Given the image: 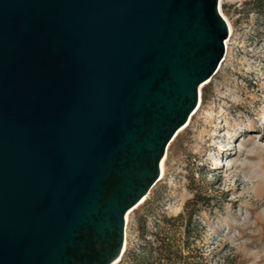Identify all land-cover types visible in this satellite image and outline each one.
Masks as SVG:
<instances>
[{
    "label": "water",
    "instance_id": "95a60500",
    "mask_svg": "<svg viewBox=\"0 0 264 264\" xmlns=\"http://www.w3.org/2000/svg\"><path fill=\"white\" fill-rule=\"evenodd\" d=\"M228 37L220 0H0V264L120 260Z\"/></svg>",
    "mask_w": 264,
    "mask_h": 264
},
{
    "label": "rangeland",
    "instance_id": "374dc122",
    "mask_svg": "<svg viewBox=\"0 0 264 264\" xmlns=\"http://www.w3.org/2000/svg\"><path fill=\"white\" fill-rule=\"evenodd\" d=\"M261 1H221L230 25L224 59L167 149L160 181L127 215L116 264H134L148 242L171 250L163 264H264Z\"/></svg>",
    "mask_w": 264,
    "mask_h": 264
},
{
    "label": "trees",
    "instance_id": "16d2710c",
    "mask_svg": "<svg viewBox=\"0 0 264 264\" xmlns=\"http://www.w3.org/2000/svg\"><path fill=\"white\" fill-rule=\"evenodd\" d=\"M260 6L261 9H259L258 12L264 14V1H261ZM148 243H149L148 245L149 251L147 254L144 253V250L146 248H143L142 251L143 253L141 254L134 253L131 255L133 257L134 264H163L164 259L169 262H172V259L170 257L171 250H169V248H167L165 245H163V247H161V245L154 247L152 244H150V242ZM175 255L180 260L184 258L180 253H177Z\"/></svg>",
    "mask_w": 264,
    "mask_h": 264
},
{
    "label": "bare ground",
    "instance_id": "6f19581e",
    "mask_svg": "<svg viewBox=\"0 0 264 264\" xmlns=\"http://www.w3.org/2000/svg\"><path fill=\"white\" fill-rule=\"evenodd\" d=\"M221 1L222 0H220V12L222 13V10H221ZM223 15V14H222ZM223 17L225 18V16L223 15ZM225 20L227 21V19L225 18ZM227 23H228V21H227ZM228 27H229V35H230V25H229V23H228ZM228 39H229V37H228ZM228 39H226V41L228 40ZM226 41H225V50H226ZM228 47V46H227ZM207 81H209V80H207ZM206 81V82H207ZM206 82H204L201 86H200V88H199V103H200V93H201V90H202V88L204 87V84L206 83ZM199 103H198V106H199ZM198 106H197V108L195 109V111L192 113V115L190 116V118H189V120L188 121H190V119H191V117L193 116V114L197 111V109H198ZM188 124V122L177 132V134L175 135V138L173 139V141L177 138V136H178V134L182 131V129L186 126ZM172 141V142H173ZM171 142V143H172ZM166 156V155H165ZM165 158V157H164ZM164 158H163V160H164ZM163 160H162V162H163ZM162 162H161V174H162ZM160 177H161V175H160ZM160 181V180H159ZM141 203H142V201L137 205V206H135L133 209H135L136 207H138L139 205H141ZM130 211H132V210H130ZM130 211L127 213V215L130 213ZM127 215H126V217H127ZM124 245H125V240H124ZM124 250V249H123ZM120 261V260H119ZM118 262V261H117ZM117 262H115L114 264H116Z\"/></svg>",
    "mask_w": 264,
    "mask_h": 264
}]
</instances>
